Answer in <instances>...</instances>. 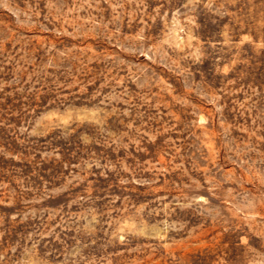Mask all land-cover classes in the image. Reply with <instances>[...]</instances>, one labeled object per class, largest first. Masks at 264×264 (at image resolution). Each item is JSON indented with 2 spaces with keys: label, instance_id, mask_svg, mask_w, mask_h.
Here are the masks:
<instances>
[{
  "label": "rangeland",
  "instance_id": "1",
  "mask_svg": "<svg viewBox=\"0 0 264 264\" xmlns=\"http://www.w3.org/2000/svg\"><path fill=\"white\" fill-rule=\"evenodd\" d=\"M0 264H264V0H0Z\"/></svg>",
  "mask_w": 264,
  "mask_h": 264
}]
</instances>
